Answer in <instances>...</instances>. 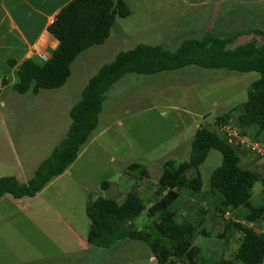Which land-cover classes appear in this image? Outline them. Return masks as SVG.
Here are the masks:
<instances>
[{
	"label": "trees",
	"instance_id": "trees-1",
	"mask_svg": "<svg viewBox=\"0 0 264 264\" xmlns=\"http://www.w3.org/2000/svg\"><path fill=\"white\" fill-rule=\"evenodd\" d=\"M129 14L124 0L69 1L47 27L57 42L56 48L45 59H24L17 69V80L12 88L21 94H37L41 89L62 86L71 73L76 56L92 45L102 44L109 36L116 16ZM237 36L207 31L201 37L185 38L175 50L161 44L137 43L117 52L88 79L80 98L71 106L65 136L26 181H20L14 175L1 176L0 196L6 193L17 198L32 196L51 178L61 174L76 159L80 147L97 127L108 90L127 73L151 74L189 65L258 72L259 76L247 87L238 125L261 141L264 137V44L250 40L232 45ZM223 118L219 116L216 121ZM237 148L227 143L216 127L201 125L196 128L189 157L182 161L174 158L163 161L154 191L158 198L146 209L148 217L152 218L142 227L133 224V219L145 209L136 192H127L124 200L119 202L90 191L85 204L87 243L109 249L123 240L142 241L149 247L154 264H262L264 235L250 224L264 216V178L241 166ZM211 149L220 152L221 160L212 170L207 188L203 189L200 165ZM127 169L138 170L142 175L147 173L144 166L134 161L127 165ZM257 180L262 182L260 192L263 200L255 204L251 198L252 187ZM108 184L105 180L101 186ZM183 191L193 193L198 201L207 203L206 206L196 204L200 214L207 213L208 207L217 217L226 211L236 210L235 216L238 215L242 221H227L223 234L217 235L227 247L232 239L226 233L230 225L234 224L240 233L238 246L231 257L220 256L211 262L194 245L198 235L206 236L208 233L199 219L180 218L172 208Z\"/></svg>",
	"mask_w": 264,
	"mask_h": 264
},
{
	"label": "rangeland",
	"instance_id": "rangeland-1",
	"mask_svg": "<svg viewBox=\"0 0 264 264\" xmlns=\"http://www.w3.org/2000/svg\"><path fill=\"white\" fill-rule=\"evenodd\" d=\"M124 1L130 14L116 16L106 40L86 48L72 62V78L65 89L69 100L80 97L75 92L80 80L93 75L120 50L132 48L137 43L161 44L175 50L185 38L201 37L215 21L230 25L231 32L238 35L232 45L250 40L264 44V34L251 31L264 30V0ZM202 71L208 70L189 65L151 74L127 73L108 90L99 123L80 147L83 154L67 173L75 191L77 249L74 261L59 259L51 264H154L149 247L142 241L123 240L109 249L88 243L79 247V236H84L88 230V218L83 214L87 200L85 187L119 202L124 200L127 192H136L145 209L133 219V224L142 227L148 223L152 217H148L146 209L157 199L154 191L163 161L168 158L186 160L191 148L188 137L193 136L201 125L210 127L209 123L223 104L230 108L245 100L248 85L259 75L255 71L221 70L211 72L215 73L213 76H205ZM50 93L55 94L43 90L39 96H30L23 101L26 108L19 113L21 117L33 120L50 115V107H47L52 102ZM215 101L219 105H214ZM2 114V120H9L14 115L5 109ZM1 140V153L7 157L17 153L18 145L13 137L3 132ZM220 160V152L211 149L200 165L203 189L207 188L210 174ZM133 161L147 169L148 177L140 175L147 180L138 179L132 170H129L131 177L125 174L127 164ZM105 180L109 182L107 188L101 186ZM259 186L260 180H257L252 187L251 199L255 204L263 200ZM196 204L207 205L198 201L193 193L183 191L172 208L180 218L201 221L208 235H198L194 245L200 248L203 256L211 262L220 256L231 257L238 246L240 233L234 224L230 225L226 233L232 239L227 247L217 235L223 234L227 221L242 219L231 211L227 216H213L209 207L207 213L200 214ZM80 209L81 216L77 215Z\"/></svg>",
	"mask_w": 264,
	"mask_h": 264
},
{
	"label": "crops",
	"instance_id": "crops-1",
	"mask_svg": "<svg viewBox=\"0 0 264 264\" xmlns=\"http://www.w3.org/2000/svg\"><path fill=\"white\" fill-rule=\"evenodd\" d=\"M69 1L71 0H0V77L2 79L0 120L3 115L2 109L14 113L9 120L0 121V144L3 132H6L7 136L13 137L18 145L17 153L10 157L0 151V177L14 175L18 180L26 181L67 131L70 123L69 110L77 101L69 100V95L65 93L68 92L65 90L66 84L72 78L73 63L70 76L56 89H41L37 94H21L17 93L12 85L17 80V69L24 59H45L52 54L57 42L47 30L49 18ZM210 28L205 32L210 31L217 35L232 33L230 25H222L215 21ZM262 34L264 32L257 33V35ZM206 69L207 73L202 71L201 74L204 72L205 76H213L215 73L211 72H221V70L233 72L224 68ZM91 76L80 80L76 87V96L81 95L83 87ZM43 90L55 92L54 95L50 93L52 102L47 106L50 107L51 114L45 118L23 119L19 114L26 108L22 104L23 101L30 96H39ZM243 101L230 108L223 104L220 112L209 123L210 127H215L219 116H224L223 119L238 125V115L242 111ZM214 105L219 104L215 101ZM192 137L190 135L188 140H192ZM261 142L264 145V137ZM237 153L242 167H248L264 178V160L255 157L243 147H238ZM82 154L80 149L76 159L61 174L51 178L36 194L20 198L9 193L0 196V264H51L59 259L74 261L77 249L76 208L73 201L75 191L67 173ZM132 171L137 174L138 179L147 180L140 177L142 174L138 170ZM125 174L132 176L127 166ZM142 176L148 177V171ZM108 186L109 184L106 188ZM261 187L260 181L258 189L261 190ZM85 189L88 198L91 190L86 187ZM85 204L84 216H86ZM230 211L236 213V210ZM77 215L81 216V209ZM83 221L85 224V219ZM250 225L264 235V216ZM86 234L87 232L78 238L80 248L87 243Z\"/></svg>",
	"mask_w": 264,
	"mask_h": 264
},
{
	"label": "built area",
	"instance_id": "built-area-1",
	"mask_svg": "<svg viewBox=\"0 0 264 264\" xmlns=\"http://www.w3.org/2000/svg\"><path fill=\"white\" fill-rule=\"evenodd\" d=\"M55 15L49 18V24H51L54 21ZM0 85H2L1 77H0ZM215 127L222 135H224L227 143L235 147H243L247 149L255 157L264 160L263 143L253 138L249 132L243 131L238 125L226 119L217 120L215 123ZM224 214L225 215L229 214V211L224 212L222 214V217Z\"/></svg>",
	"mask_w": 264,
	"mask_h": 264
}]
</instances>
